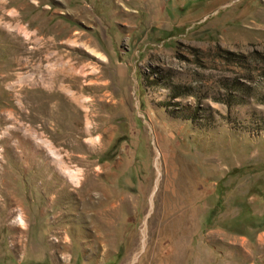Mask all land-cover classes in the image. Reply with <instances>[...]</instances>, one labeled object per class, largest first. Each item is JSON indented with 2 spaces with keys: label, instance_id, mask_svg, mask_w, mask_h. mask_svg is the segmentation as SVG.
Returning a JSON list of instances; mask_svg holds the SVG:
<instances>
[{
  "label": "rangeland",
  "instance_id": "rangeland-1",
  "mask_svg": "<svg viewBox=\"0 0 264 264\" xmlns=\"http://www.w3.org/2000/svg\"><path fill=\"white\" fill-rule=\"evenodd\" d=\"M253 52L264 0H0V264H264Z\"/></svg>",
  "mask_w": 264,
  "mask_h": 264
},
{
  "label": "trees",
  "instance_id": "trees-1",
  "mask_svg": "<svg viewBox=\"0 0 264 264\" xmlns=\"http://www.w3.org/2000/svg\"><path fill=\"white\" fill-rule=\"evenodd\" d=\"M226 54H227V56H223V57H225V59L231 57V59L234 60V61L242 62V60H241L240 58L236 57L235 54H233V53H231V52H228V53H226ZM259 56H261V54H259V53H257V52H253L251 55H249V58H248V59H252V60H255V61H259V59H261L260 61H261L262 64H263V66H262V68H261V71H262L261 76H262L263 83H264V58H259ZM220 57H222V56H220ZM242 57H243V56H242Z\"/></svg>",
  "mask_w": 264,
  "mask_h": 264
}]
</instances>
